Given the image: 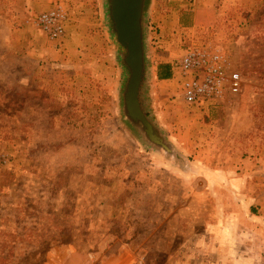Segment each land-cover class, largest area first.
<instances>
[{
	"label": "rangeland",
	"instance_id": "1",
	"mask_svg": "<svg viewBox=\"0 0 264 264\" xmlns=\"http://www.w3.org/2000/svg\"><path fill=\"white\" fill-rule=\"evenodd\" d=\"M106 2L0 0V47L14 57L0 72V264L252 263L235 227L239 210L264 213V0H150L153 116L190 175L122 125L127 76ZM56 7L65 34L46 42L26 22ZM207 31L243 77L232 108L186 106L154 74Z\"/></svg>",
	"mask_w": 264,
	"mask_h": 264
},
{
	"label": "built area",
	"instance_id": "2",
	"mask_svg": "<svg viewBox=\"0 0 264 264\" xmlns=\"http://www.w3.org/2000/svg\"><path fill=\"white\" fill-rule=\"evenodd\" d=\"M206 2L207 0H190ZM26 24L32 34L46 42H59L64 37L66 16L59 7L30 17ZM148 39L149 50L161 43L158 27H151ZM189 48H185L177 62L168 61L173 72L172 81L178 85L186 106L207 108L220 106L232 108V103L241 96L244 81L237 62L228 53L214 33L207 31L198 35ZM154 55V53H153ZM159 63V58L155 59ZM153 71L154 62L149 65Z\"/></svg>",
	"mask_w": 264,
	"mask_h": 264
},
{
	"label": "water",
	"instance_id": "3",
	"mask_svg": "<svg viewBox=\"0 0 264 264\" xmlns=\"http://www.w3.org/2000/svg\"><path fill=\"white\" fill-rule=\"evenodd\" d=\"M106 3L111 31L123 52L122 66L127 76L120 93V113L142 127L152 144L169 152L147 120L140 103V92L147 80L143 25L150 0H107Z\"/></svg>",
	"mask_w": 264,
	"mask_h": 264
},
{
	"label": "trees",
	"instance_id": "4",
	"mask_svg": "<svg viewBox=\"0 0 264 264\" xmlns=\"http://www.w3.org/2000/svg\"><path fill=\"white\" fill-rule=\"evenodd\" d=\"M148 28H149V25H148V21L146 17V20L144 23V38H145V54H146V63H147V80L145 84L143 85L142 90L140 92V103H141L142 110L147 120L152 124V126L154 127L156 131L157 136L160 138L162 144L166 147V149H168L169 152H167L166 150H163L161 146L152 144L145 136L144 129L140 127L138 124L132 123L128 118H125L124 114L122 113H120L121 122H122V125L126 129H128L129 131H132L135 134L136 138L141 140L142 144H145L146 146L150 147V149L152 150L162 151V154L165 160L170 163L169 165H171V168L174 169L177 173L182 174V175H190L193 172L192 169L194 170V167L190 166L191 164L189 163V161H187L186 158L183 155H181L179 150L176 149L173 146V144H171L167 140V137L163 135L160 127L157 124L155 117L153 116V108H152L153 106L150 100L151 92L148 90L149 87L147 84L149 81L148 78L150 75L149 74L150 72H148V70L150 69L149 65H150V59H151L149 45H148V38H149ZM1 49L2 48L0 47V72L2 71L4 72L3 62L4 60H7V59L11 60V65H10L11 67H10L9 72H14V67L12 63V61L14 60V57L12 55L2 53ZM160 53L161 51L157 53V56H160ZM116 67L121 68L124 71V68L122 66V52L120 48H119V54H117ZM172 76H173V72L171 70L170 64L166 62L158 63L157 79L159 81H168L172 79ZM218 107L220 106H209L207 107V109L214 111L215 109H219ZM250 212L252 213L251 214L248 213L249 216L247 218L251 222V218L257 217L258 215H257V211L253 208L250 209ZM262 226H264V224H262Z\"/></svg>",
	"mask_w": 264,
	"mask_h": 264
},
{
	"label": "crops",
	"instance_id": "5",
	"mask_svg": "<svg viewBox=\"0 0 264 264\" xmlns=\"http://www.w3.org/2000/svg\"><path fill=\"white\" fill-rule=\"evenodd\" d=\"M146 17H147V11L145 14L144 23H145ZM107 18H108V22H109L108 23L109 24L108 25L109 26L108 32L110 35V39L107 38V40L112 42V44L117 45V43L115 41V36L111 31V23L109 21L108 13H107ZM143 27H144V25H143ZM120 50H121V48H120ZM121 52H122V50H121ZM154 74L157 75V73H154ZM260 204L261 203L254 204L253 209H255L257 211V215H258L257 217L258 218L252 217L251 222L247 218L249 216V214L246 211H242V210L240 211L239 210V211H237L238 215H236V217H238V218H237L235 229H236L237 237H239L236 239L242 240V241L236 243L238 245V248H236V252H239L240 256L244 254V259L247 258V254H251L250 256H251L252 263H250V264H264V234L261 233V232H264V226H262V224H264V213H261L258 210ZM222 233L223 234H221L220 237L227 238V236L224 234L225 232L223 230H222ZM244 238H245V242H250V243H248V245H251V246H249V248H247L248 246L246 247L243 244Z\"/></svg>",
	"mask_w": 264,
	"mask_h": 264
}]
</instances>
